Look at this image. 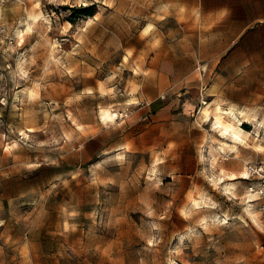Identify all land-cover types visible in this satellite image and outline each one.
Segmentation results:
<instances>
[{
  "label": "rangeland",
  "instance_id": "374dc122",
  "mask_svg": "<svg viewBox=\"0 0 264 264\" xmlns=\"http://www.w3.org/2000/svg\"><path fill=\"white\" fill-rule=\"evenodd\" d=\"M191 2L0 7L14 38L0 41V264H264V216L258 208L246 214L251 179L239 177L264 160V128L243 121L251 136L224 154L201 116L220 103L264 120L257 33L248 44L211 51L215 64L195 68L207 81L161 94L168 105L161 112L126 91L136 90L143 63L156 54L169 57V70H188V52L173 47L190 27L209 25ZM91 6L93 15L82 13ZM103 109L115 118L104 120ZM232 173L240 181L231 194ZM195 198L206 206L186 213ZM216 208L248 216L249 225L238 215L219 223Z\"/></svg>",
  "mask_w": 264,
  "mask_h": 264
},
{
  "label": "crops",
  "instance_id": "0c3cea01",
  "mask_svg": "<svg viewBox=\"0 0 264 264\" xmlns=\"http://www.w3.org/2000/svg\"><path fill=\"white\" fill-rule=\"evenodd\" d=\"M191 4L189 9L192 10V13L198 16L200 20H206L209 25L199 24L198 26L196 24L190 27L184 36L176 41V46L173 47V49L178 50L177 52H188L183 56L184 59L188 60V70L183 76L175 69L173 71L169 70L165 67L172 63L169 57L166 54L164 57L163 54H158L160 56L156 54V57L143 63L145 75L136 81V90L131 91L132 86H128L126 89V91L130 90L129 95L134 100L140 102L152 100L155 113L168 108L166 103L158 100L161 94L166 93L167 96H172L178 88L195 87L199 89L202 87V84L208 78L206 75L198 73L195 68L198 62L205 60L210 62L206 64H215V58L218 55L211 54V51L227 50V47H231L233 44H248L249 35L256 33L257 44H264V0H192ZM18 36L21 37L20 34ZM153 68L156 71L155 75L147 72L148 69ZM123 103H119L120 109H122V106L128 105ZM254 111H251V113H257V111ZM240 178L248 180L249 175ZM229 193L232 194L233 192L229 191ZM247 195L254 198L248 200L252 203L247 202L244 209L246 214L252 216L251 210L257 208L262 213L260 210L261 199L258 195L250 194V192ZM220 202L214 201V204L220 205ZM210 203H213V200ZM215 210L213 214L217 216L219 223L222 221H224L223 223H230L232 219L239 216L241 221L249 225L248 216L245 217L240 213L237 216L234 212L226 213L220 211V209L217 211V208ZM250 221L256 223L254 218ZM190 228L195 229L194 227ZM185 237V234H183L182 238L185 239Z\"/></svg>",
  "mask_w": 264,
  "mask_h": 264
},
{
  "label": "bare ground",
  "instance_id": "6f19581e",
  "mask_svg": "<svg viewBox=\"0 0 264 264\" xmlns=\"http://www.w3.org/2000/svg\"><path fill=\"white\" fill-rule=\"evenodd\" d=\"M32 16L33 18H36V15L32 14L31 17ZM43 16L44 15L41 14V17ZM17 33L20 34L21 37H23L25 34L23 29H19ZM204 103L207 104L208 102L204 101ZM101 116L104 120H113L115 118L114 114L108 109H103ZM201 116L205 121H209V123L212 124L215 132L221 136V138L215 137V140L218 141L219 146L217 149L219 150V153L222 152L224 154L239 152L240 144L245 143L246 139L251 136V132L243 127V121H250L253 125H255L257 132H259L261 128H264V120L261 121L259 118H257L256 113H251V111L246 109H237L235 105L223 106L222 104L218 103L213 109L210 106H207L203 108ZM262 139H264V136ZM214 162H218L217 154L214 155ZM245 175L246 174L244 172H241L239 177H244ZM230 176L232 181L226 184V189L235 193V190L237 189V183L240 180L235 173L230 174ZM221 180L222 177L216 179V184L218 185L217 182H221ZM205 206V202L195 198L192 201L191 208H189L188 211L186 210V213H190L192 210Z\"/></svg>",
  "mask_w": 264,
  "mask_h": 264
},
{
  "label": "built area",
  "instance_id": "2783aa9c",
  "mask_svg": "<svg viewBox=\"0 0 264 264\" xmlns=\"http://www.w3.org/2000/svg\"><path fill=\"white\" fill-rule=\"evenodd\" d=\"M11 1L24 2V0H0V7ZM0 41L10 44L14 43V38L10 33V29L2 23H0ZM247 169L249 178L252 182L249 186V192L250 194L258 195L261 199L260 210L264 215V160L259 163L249 164Z\"/></svg>",
  "mask_w": 264,
  "mask_h": 264
},
{
  "label": "trees",
  "instance_id": "16d2710c",
  "mask_svg": "<svg viewBox=\"0 0 264 264\" xmlns=\"http://www.w3.org/2000/svg\"><path fill=\"white\" fill-rule=\"evenodd\" d=\"M82 13L86 14V15H93L95 13V11L93 10V7H86L82 9Z\"/></svg>",
  "mask_w": 264,
  "mask_h": 264
}]
</instances>
